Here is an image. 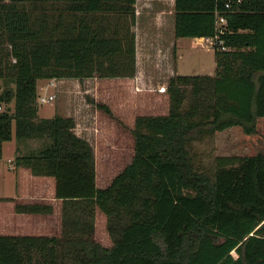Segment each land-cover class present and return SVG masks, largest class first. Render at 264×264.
<instances>
[{
  "label": "trees",
  "instance_id": "1",
  "mask_svg": "<svg viewBox=\"0 0 264 264\" xmlns=\"http://www.w3.org/2000/svg\"><path fill=\"white\" fill-rule=\"evenodd\" d=\"M135 3L0 0V158L14 136L40 141L15 163L55 177L65 202L60 236L0 235V264H264V152L217 156L212 172L192 154L195 140L252 134L264 117V0H176L177 37L214 35L227 18L217 71L170 77L169 113L136 118L133 159L107 187L74 118L39 115L40 79L137 74ZM98 209L111 247L95 237Z\"/></svg>",
  "mask_w": 264,
  "mask_h": 264
},
{
  "label": "crops",
  "instance_id": "2",
  "mask_svg": "<svg viewBox=\"0 0 264 264\" xmlns=\"http://www.w3.org/2000/svg\"><path fill=\"white\" fill-rule=\"evenodd\" d=\"M135 7L137 74L134 77H101L120 79L118 87L113 86L106 89L107 91H121L120 93L97 101L106 104L111 109V113L88 102L85 98L73 97V93L68 98L63 96L55 100L50 107H39L41 117L60 114L74 118L73 131L78 136L87 139L94 148L96 183L101 188L107 187L113 178L132 161L135 153L133 130L136 118L139 115L169 113L170 96L167 86L171 76L182 74L180 63H183V66L185 63L181 61V58H189L188 55L192 54V59L200 60L209 50H212L215 65L210 71L215 72L207 74L214 75L218 68L215 49L213 45L205 41L206 36H176V0H136ZM192 43L195 44V50ZM143 59L146 61L145 66L141 64ZM70 79H40L38 93L55 92L58 98L65 91L67 87L65 83ZM50 80H55L56 85L51 86ZM145 83L153 86L151 90L157 94L155 102H152L156 104L153 108L161 112H146L142 108L143 104L139 97L145 95L143 91H145V86H148ZM135 84L137 94L132 92ZM41 89L43 93L39 91ZM233 127L235 126L224 130ZM125 137L131 139L129 150L121 141ZM204 137L199 140H203ZM31 141H17L14 148L15 157L26 152L31 146L29 144ZM196 141L198 140L194 142ZM126 153H129L130 157L124 163L123 161L127 158ZM4 155L9 154H4L3 145ZM14 160L8 157L7 161H0V235L60 236L65 202L63 198L56 195L55 177L36 175L29 168L17 166ZM6 163L8 166L5 165ZM1 164L3 169H1ZM115 166L118 168L116 169ZM25 204L47 205L48 209L41 213L18 211V205ZM95 226L96 239L103 246L111 247L113 240L107 230V217L99 209L96 212Z\"/></svg>",
  "mask_w": 264,
  "mask_h": 264
},
{
  "label": "rangeland",
  "instance_id": "3",
  "mask_svg": "<svg viewBox=\"0 0 264 264\" xmlns=\"http://www.w3.org/2000/svg\"><path fill=\"white\" fill-rule=\"evenodd\" d=\"M191 43V42H189ZM193 48L195 50V44L192 43ZM187 57H182L181 61L183 60L185 63V66H183V63H180L181 69L180 72L182 74H200L203 73L204 75L208 72H215L210 71L214 68V54L212 53V50H209L207 52L206 56L203 59L200 60H194L192 59V54L188 55ZM142 66L146 65L145 59L141 61ZM83 81V83H82ZM120 79H114V78H101L98 76H93L88 78L87 80H80L77 78H71L70 80L65 83L67 85L66 89L63 94H61L57 98V94H55V99L41 103L40 106L43 108L50 107L54 104L55 100L61 99L60 97L65 98L70 97V94L73 93V97H80L85 98L88 102H92L94 105L98 103L101 98H108L112 95L114 96L117 93H120L121 91H107L106 89H109L110 87L120 85L119 82ZM52 81L50 80V83ZM56 85L55 80L53 81ZM148 86H145V91H143V94H145L143 97H139V100L143 104V109L146 112H161L160 110H157L153 108L154 105L152 102H155L156 93L151 90L153 86H149V84H146ZM151 87V88H149ZM88 89V90H86ZM41 93H43V90H39ZM93 92V94L91 93ZM134 94H137L138 91L136 90V84L135 88L132 91ZM124 94V93H123ZM41 95V94H40ZM5 107V104H3ZM123 144L126 146V148L129 150L131 145V139L130 137H125L124 139H121ZM17 143V138L14 136L11 140L4 142V155L0 158V161H7L8 157L16 158L15 157V144ZM31 146H36L41 144L38 140H32L29 143ZM258 152H264V117L259 118L257 123V131L252 134L245 133L240 126H235L231 129H227L224 131H217L211 135H207L204 137L203 140H198L196 142H193L192 144V154L194 158V163L196 168L199 170H207L209 172H212L215 166V158L220 155H238V156H244V155H250V154H256ZM124 163L127 162L128 158L130 157L129 153H126ZM15 161V160H14ZM8 166V164H5ZM1 164V169L2 168ZM117 169L118 167L115 166ZM8 169V168H7ZM9 170V169H8ZM117 172V171H115Z\"/></svg>",
  "mask_w": 264,
  "mask_h": 264
},
{
  "label": "built area",
  "instance_id": "4",
  "mask_svg": "<svg viewBox=\"0 0 264 264\" xmlns=\"http://www.w3.org/2000/svg\"><path fill=\"white\" fill-rule=\"evenodd\" d=\"M240 1V0H239ZM230 3H226V7H229ZM227 25V18L221 14L217 15L216 18V33L211 36H206L205 41L208 42L211 45H215L216 43H220L221 48L224 49L225 46L222 45L223 40L220 38V35L223 34L226 30ZM51 84H54L52 81ZM55 98L54 93H44L39 94V100L41 103L49 102ZM4 109L3 104L0 103V112Z\"/></svg>",
  "mask_w": 264,
  "mask_h": 264
},
{
  "label": "water",
  "instance_id": "5",
  "mask_svg": "<svg viewBox=\"0 0 264 264\" xmlns=\"http://www.w3.org/2000/svg\"><path fill=\"white\" fill-rule=\"evenodd\" d=\"M9 109H11V107Z\"/></svg>",
  "mask_w": 264,
  "mask_h": 264
}]
</instances>
